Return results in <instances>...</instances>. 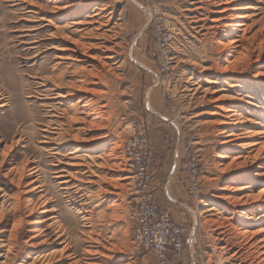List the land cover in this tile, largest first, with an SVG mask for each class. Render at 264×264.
<instances>
[{
  "label": "rangeland",
  "instance_id": "obj_1",
  "mask_svg": "<svg viewBox=\"0 0 264 264\" xmlns=\"http://www.w3.org/2000/svg\"><path fill=\"white\" fill-rule=\"evenodd\" d=\"M77 1L82 3L81 7H87L90 10L95 4L97 8L106 4L108 9H113L114 12L113 22L108 29L111 42L116 45L115 53H117L110 66L105 67L106 71L102 70V76L97 80L96 90L101 95L96 97L94 102L97 105L96 111L99 109L97 111L99 122L97 121L98 124L90 128L91 135L106 138L107 141L104 140V142L109 149L112 148L109 152L111 156L107 157L101 151L88 152L87 149L75 151L58 148L64 142H68L69 138L64 134L63 140L59 139L58 134L65 133L64 130L59 132L63 128L61 125L65 124L62 120L54 119L53 123L47 125L50 119L45 117V112L48 110L46 108L54 102L49 101L53 97L52 93H49V90L45 93L51 85L43 82L44 77H50L51 67L54 65V51L50 48L55 44L49 40L51 29L45 22L40 21L43 16L30 13L36 3L45 4V2L0 0V93L8 103L6 108L0 109V189L6 196L0 211V216L2 215L0 226L8 225L7 230H10L13 223L21 221L10 239L7 254L0 247V264L31 263V260L26 259L30 249L25 242L32 230L28 218L29 215L37 216L41 208L45 207L52 210L49 218L57 224L50 228L47 226L52 222H49L42 227V236L48 241L46 244L48 253L61 250L64 245H67L69 252L66 255L70 257L66 259L67 261L64 260L63 264H88L94 257L88 256L86 252L92 248L91 245L95 243V240L100 246L111 244L115 247L112 249L118 250L116 259L110 264H156L155 255L138 248L133 241L138 188L134 184L129 163L124 155V145L134 134L133 132L144 137L143 150L149 157L147 167L150 178L149 193L154 203L156 185L153 179H156L162 166L165 169L162 177L166 179L167 171L171 167L172 155L174 151L179 153L181 172L178 175L182 174L181 180L186 184V195L191 201H188L191 210L186 222L181 226L168 218L191 237V243L177 261L169 264H258L253 255L245 250V238L243 239L241 227L237 224H233L231 228L228 227V220L241 216V211L239 210L236 216L224 212L225 202L216 198L217 195H221V188H224L231 178H237L238 186L244 182L240 183L238 180L249 179L245 171L250 173L257 171L259 175H263L264 163L247 169L246 167L236 168L235 165L230 164L231 158L235 156L234 153L220 159L222 156L220 127L215 121L219 120L218 106L227 105L228 102L227 98L225 99L228 96L227 93L222 92L228 90L232 81L230 76L225 77L226 80H223L225 83L222 80L219 81V70L226 65L222 67L220 60L223 46L217 45V37L212 35L211 12L213 9L210 3L212 0ZM153 7L158 9L164 28L171 36L170 53L167 55L155 51L158 37L151 21ZM256 9L248 23L251 24L254 21L255 25L246 35L247 37L262 28V35H264V26L262 27L260 23L264 18V0L263 5L257 6ZM87 16H92V13ZM84 28L86 26L82 27ZM263 38L264 36H258L255 43H260L261 49L255 45L254 53L252 52L249 61L245 59L243 62V65L246 62L247 69L246 74L240 79L241 89H238L245 94V101L251 103L246 107H250L249 110L241 112L243 121L241 127L244 132L242 142L248 143V146H252L254 142L261 145L264 143ZM220 41L227 42L226 39ZM91 43L95 44L97 41ZM97 53L100 52L97 51ZM166 57L170 58L168 71L162 72L161 67ZM253 75H260L259 78H262L258 85H255L256 81L253 82ZM192 77L196 83L199 82L203 86L215 84L217 94L213 93L204 98L203 96L191 97L188 87L192 84ZM151 87L155 89L150 95V100L153 95L159 98L161 104L158 113L165 121L148 110L147 94ZM221 96L222 99L218 101ZM32 112L37 114V119L33 120L30 117ZM95 126L100 129H93ZM136 128H140L141 132H137ZM185 149L189 150L198 165L200 192L196 195L197 197L195 196L196 198L187 193L189 173L186 167ZM71 157H76L81 164L90 167L94 173L93 176L97 175L101 179L103 176L107 179L106 166L109 167L111 160L116 167L119 166L116 170L121 177L116 184L121 186L114 190V196H112V202L117 205L115 211L112 212L110 209L112 203L102 204L99 210L90 207L88 198L92 201L98 199L99 195L95 183L85 185L84 194H76L71 188L65 191L64 186L60 185L62 180L57 179L59 175L64 176L63 178L73 176V181L87 182L85 170L79 174L75 171L78 172L81 167L78 170H71L72 168L67 166L68 159ZM259 161L264 162V150L260 152ZM2 162H4L3 165H1ZM25 164H29L27 170H39L37 175L40 174L39 182L42 187L31 197L30 205L37 209L33 210L32 214L24 209L14 213L12 203L15 202L16 190L10 191L9 184L11 179L17 180L18 175H10L8 172L14 167L26 166ZM101 166L104 167L101 168ZM57 172L62 173L58 175ZM91 180L95 181L93 178ZM259 180V183L246 189L242 194L258 197L264 190V177H260ZM29 182L22 179L18 187L19 198H23L29 190L27 187ZM17 183L16 181L15 185ZM40 196H46L49 199L46 205L42 202L43 200H39ZM251 207L252 221L249 223L252 224L256 218L264 214V204L254 200ZM211 208L216 210L214 214L216 213L217 217H209L210 213H207V210ZM3 211L6 212L3 213ZM84 212L90 213V224L82 222L81 217ZM219 215L222 218H218ZM259 228L260 226L252 225L250 230L256 231ZM60 235L62 239L57 240ZM1 237L0 233V239ZM61 243L64 244L60 245ZM3 254H6L7 258H4Z\"/></svg>",
  "mask_w": 264,
  "mask_h": 264
},
{
  "label": "bare ground",
  "instance_id": "obj_2",
  "mask_svg": "<svg viewBox=\"0 0 264 264\" xmlns=\"http://www.w3.org/2000/svg\"><path fill=\"white\" fill-rule=\"evenodd\" d=\"M36 1H44L45 4L42 2L36 3L34 7H32L33 9L30 13L35 16H43L41 17L40 21L45 22L46 26L51 29L49 40L53 41L55 44L50 48V50L54 51V65L51 67L50 77H44L45 81L43 82L47 83L46 85H51V88L44 92L47 93L49 90L50 92H48L52 93L53 96L49 101L56 103H52L46 108L48 110L45 112V117L50 119L47 125L53 123L52 120L54 119L62 120L65 124L63 126L61 125V128H63L60 129L59 132L64 130L65 133L61 132L58 134L59 139L63 140L62 136L64 134L69 138L68 142H64L58 148H65L75 151L87 149L88 152L90 150L101 151L103 155H107V157L111 156L109 152L112 148L109 149L108 145L104 142L106 138L100 135H91L90 128L98 124L97 111L99 109L96 111L95 107L97 105L95 104L94 99L100 96L101 93L97 92L96 90V87L98 86L97 80H99L102 76V70H105V67L110 66L109 64L115 59L114 55L117 53H115L116 45H113V42H111L112 40L109 35L110 30L108 29L114 19L113 9L109 8L110 11H108L109 9L106 4L102 5L100 8H97L98 6L95 4L92 10H90V8L81 7L82 3L77 0ZM210 3L213 9L211 12L213 15L211 17V29L213 31L212 35L217 37V45L223 46L224 50L222 49L223 54L220 60L222 67L223 65H226L224 68L219 70V81L226 80L225 77L227 76H230L232 81V84L228 87V90L222 92L227 93L226 95L228 96H226L225 99L227 98L228 102L227 105L225 104L224 106H218L217 117L219 120L215 121L216 125L220 127L221 136L219 139L221 145L220 153L222 155L220 159H224L228 154L234 153L235 156L231 158L230 164L235 165L236 168L246 167L248 169L251 167L254 168L257 165L261 166V164L264 162H260L259 157L260 152L264 150V143L261 145V143L254 142L252 146H248V143L242 142L244 132L241 127L243 124L241 112L249 110L250 107H246L250 106L251 103L245 101V94L238 89H241L242 86L240 79H242L246 74L247 66L246 62L243 65L244 60L248 59L249 61V57L252 55L255 45L258 49H261L262 46L260 43H255L258 36H264L262 35L261 31L263 28L260 31L251 34L250 37H247L246 35L255 25L254 21H252L251 24H248L251 21L250 19L253 18L252 13L257 11V6L263 5V0H212ZM89 13H92V16H87ZM260 23L263 27L264 18L260 21ZM84 26H86V28L82 29ZM221 39H226L227 42L223 43L220 41ZM92 41H97V43H91ZM97 51L100 53H97ZM260 75L252 76L253 82L256 81L255 85H258V82L260 79H262L259 78ZM66 79L69 80L67 81ZM191 80L192 84L188 87V93L191 97L203 96L204 98L208 95H212L213 93L217 94L218 90L217 86H214L215 84L210 83L203 86L199 82L196 83L193 77ZM223 83H225V81H223ZM43 87L46 88L45 86ZM221 99L222 96L220 99L218 98V101ZM7 106V101L5 100L3 94L0 93V109L3 110ZM57 107L63 109L59 110ZM30 117L35 120L37 119V114L32 112ZM100 127L96 128L95 126L93 129L99 130ZM13 147L14 145L12 148ZM53 155H55L57 159L56 153ZM54 159L55 158H53V160ZM3 164L4 162L1 163V165ZM28 166L29 164L22 167H14L8 172L10 175H18L17 180L11 179L9 181L11 186L10 191H13V189L16 190L15 202H13L14 204L12 203L14 213L24 209L29 214H32L33 210H35V207L32 208L30 205L31 197L36 190L42 188L41 182H39L40 174L37 175L39 170H27ZM67 166L72 168L71 170H78V168L81 167L78 172L75 171V173L79 174L85 170L84 175L86 176L85 178H87V182H83L81 180L73 181V176L63 178L64 176L59 175V173L62 172H57L59 175L57 179L62 180L60 185L64 186L65 191H67L68 188H71L74 190V192H76V194H84L86 190L85 185L88 186L95 183L99 193L98 199H94L96 201H91V199L88 198L90 203H87H89L90 207H93L92 209L96 210H99L102 204L112 203L111 208H109L112 210V212L115 211L117 205L115 202H112V196H114V190L119 186L116 184V182L119 181L121 177L116 170L119 166L116 167V165L111 160L109 167L106 166L107 175L105 176L108 177L107 179H104L105 177L103 176L104 180L99 178L97 175H94V177L92 169L81 164L79 159L76 157L69 158ZM103 167L104 166H101V168ZM245 173L248 175L249 179L238 180L240 183L241 181H244L242 182L243 184L238 186L236 184L237 178H231L227 185H225L224 188H221V195H217L216 198L225 202V206L223 207L224 212H229L230 214L236 216L239 210L241 211V216H236V219L233 217L229 219L230 221L228 220V227L231 228L233 224H237L241 227L242 235L244 236L243 239L245 238V250L248 251L249 254L253 255L258 264H264V214H262L259 218H256L252 224L249 223L252 221L251 212L253 209L251 206L254 204V200L264 204V190L260 192L258 197L256 196L257 198H254L252 195L242 194V192L246 189H250V187H252L254 184L259 183V178L264 177V174L259 175L257 171L253 173L245 171ZM80 177H82V175ZM92 178L95 179L94 182L91 180ZM22 179L30 181L29 184H27L29 190L26 192V194H24L23 198H19L20 194L18 193V187H20L19 185L22 182ZM16 181L18 183L15 185ZM6 189L8 188L6 187ZM0 194H2L0 197L2 200L0 202L1 211L3 204L6 201V196L4 191L1 189ZM39 200H43L42 202L44 204L48 203L49 201L46 196H40ZM87 205L88 204H86V206ZM215 211L216 210L212 208L207 210V213H210L209 217H217L218 215H215L216 213L214 214ZM5 212L3 211V213ZM51 212L52 210H49L45 207L41 208V211L37 216L29 215L30 217L28 218V222L31 223L30 225H32V230H30L28 240L25 242L30 249L29 253L27 254L28 258L26 259L31 260V263L28 264H63V262H65L64 260L70 257V255H66V253L69 252L67 245H64L61 250H56L51 253H48L47 251L46 244L48 241L44 236H42V227L48 225L49 222H52L47 226L50 228L54 227L55 223L57 224L56 221H53V219L49 218V214ZM89 216L90 213L88 214V212L82 213V222L85 224H90ZM218 218L222 217L219 215ZM5 220L8 222L6 218ZM208 222L211 223L210 221ZM220 222H222V220ZM19 223H21L19 220L17 223H13L10 230H7L8 225L6 226L4 224L3 226H0V233L2 235L0 239V247H2L3 252L6 254L7 249L9 250L10 239L19 226ZM252 225L260 226L259 230H250ZM61 239L62 236L60 235L57 240ZM63 244L64 243H61L60 245ZM93 245H91L92 248H90L88 251L86 250V254L88 256L90 255L94 257L93 260H90L88 264H110L112 260L116 259L118 250L116 251L112 249L115 247H112L111 244L110 246H100L98 241L95 240ZM6 254H3L4 258H7V256H5ZM24 264L27 263L25 262Z\"/></svg>",
  "mask_w": 264,
  "mask_h": 264
},
{
  "label": "built area",
  "instance_id": "obj_3",
  "mask_svg": "<svg viewBox=\"0 0 264 264\" xmlns=\"http://www.w3.org/2000/svg\"><path fill=\"white\" fill-rule=\"evenodd\" d=\"M151 13L153 29L158 37L155 51L167 55L170 53V33L164 28L158 9L153 7ZM169 59V57L165 58L161 67L162 72L168 71ZM133 133L124 145V155L129 163L134 184L138 188L133 241L138 248L152 252L155 255L156 264H169L179 259L184 249L190 245L191 237L183 229L174 225L168 216L159 212L156 207L149 193L150 178L147 170L149 157L143 150L144 137L139 133ZM184 155L189 173L187 193L195 197L200 192L198 165L188 149L184 150Z\"/></svg>",
  "mask_w": 264,
  "mask_h": 264
},
{
  "label": "crops",
  "instance_id": "obj_4",
  "mask_svg": "<svg viewBox=\"0 0 264 264\" xmlns=\"http://www.w3.org/2000/svg\"><path fill=\"white\" fill-rule=\"evenodd\" d=\"M148 97V110L153 115L160 117L161 120L165 119L158 113L160 110L161 101L155 95H153L150 100L151 93L154 92V87L149 88ZM137 132H141L140 128H136ZM151 141V140H150ZM153 144V142L151 141ZM164 144V143H163ZM171 167L167 171L166 179H163L165 169L162 166L160 172L156 175L154 180L155 186V203L159 211L166 214L173 222L180 225L186 222L187 215L190 213L191 202L186 195V184L183 179L182 174L179 176L180 171V161L178 151H174L171 159ZM163 162V160H162ZM189 199V200H188ZM187 227V226H186ZM186 229V228H185ZM187 230H190L187 228Z\"/></svg>",
  "mask_w": 264,
  "mask_h": 264
}]
</instances>
